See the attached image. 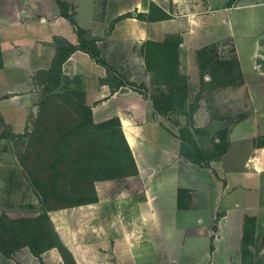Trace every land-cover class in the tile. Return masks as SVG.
I'll use <instances>...</instances> for the list:
<instances>
[{"label":"rangeland","instance_id":"1","mask_svg":"<svg viewBox=\"0 0 264 264\" xmlns=\"http://www.w3.org/2000/svg\"><path fill=\"white\" fill-rule=\"evenodd\" d=\"M148 5L149 17L167 14L164 7L175 18L163 40L100 43L96 50L104 51L103 60L119 76L114 82L150 98L169 120L167 144L174 151L189 148L180 138L183 133L211 155L207 167L187 157L173 161L180 179L188 170L190 187L180 190V200L186 204L192 194L195 201H221L227 177H233L225 175L231 162L223 158L225 151L264 146V0H148ZM133 74L137 82L130 80ZM34 76L33 109L15 108L8 101L0 105V264L26 243L38 252L53 242L42 218L50 205L44 191L58 189L72 197L63 205L77 197L115 193L144 197L117 119L92 117L85 124L89 103L83 80L61 68ZM205 176L207 182L201 183ZM252 179L244 195L250 206L243 213L244 237L227 264H264V172ZM205 184L212 192L202 191ZM209 207L205 216L218 222L223 206ZM22 220L31 223L23 226ZM42 230L48 235L44 242L38 237ZM181 239L180 259L191 264L200 253L197 238Z\"/></svg>","mask_w":264,"mask_h":264},{"label":"crops","instance_id":"2","mask_svg":"<svg viewBox=\"0 0 264 264\" xmlns=\"http://www.w3.org/2000/svg\"><path fill=\"white\" fill-rule=\"evenodd\" d=\"M150 8L148 0H0V105L8 101L15 108L33 109L35 73L52 67L58 47L65 54L62 45H74L61 70L83 80L95 121L117 119L135 164L133 177L141 182L142 199L115 193L48 211L71 264H184L177 245L182 235L197 238L200 253L191 264H227L242 241L243 213L250 209L246 188L264 172V146L251 151L228 148L223 158L231 162L224 171L233 177H227L229 187L220 203H211L225 210L218 222L205 216L209 201H195L192 194L186 204L180 200V190L190 187L188 170L181 184L172 166L186 156L167 144L169 120L150 98L120 80L114 82L110 61L103 60V50H96L100 43L163 40L175 18L164 7L167 14L149 17ZM130 80L138 79L133 74ZM202 191L212 192L208 184ZM17 253L5 264H67L57 246L33 252L25 245Z\"/></svg>","mask_w":264,"mask_h":264},{"label":"trees","instance_id":"3","mask_svg":"<svg viewBox=\"0 0 264 264\" xmlns=\"http://www.w3.org/2000/svg\"><path fill=\"white\" fill-rule=\"evenodd\" d=\"M154 41H147L145 44H156V43H153ZM144 44V43H143ZM63 48L65 47L66 48V51L67 53L65 54H61V50L59 51V47H58V52L56 53V56L54 57V61H53V64H52V67L51 68H56V69H60L61 68V64L63 62V60L65 59V57L72 51L74 50L75 46L74 45H71L70 43H65L62 45ZM61 47V46H60ZM89 51V49H87ZM90 54L92 56H95L94 53L90 50L89 51ZM166 57V56H165ZM40 72H44V71H40ZM75 103V102H74ZM154 106L155 108L159 110V108H157V105L154 103ZM87 111H88V118L86 119V117L84 118L86 120L87 123L85 124H88V121H91L92 122V112H91V109L90 107L87 108ZM79 123H82V121H80ZM84 124V123H83ZM83 124L79 125V128H83ZM117 129H118V132L120 133L121 135V138L123 140V146H124V150L127 152L129 158L131 159V161H133V158H132V154H131V150L126 142V139L124 137V134L122 132V129L120 128V125L119 123L117 124ZM76 128V127H75ZM78 128V129H79ZM180 138L183 140V141H187L188 142V145H189V148L188 146H183L182 147V154L185 155L187 158H189L192 162L196 163L197 165L199 166H208L209 165V161L211 159V155H208L206 153V151L200 147L196 141L192 140V139H189L188 137H186L185 135H183V133L180 134ZM134 163V161H133ZM135 166V164H134ZM135 173H136V168L133 167ZM46 193H48V196H47V199L46 200V204H49V207L47 208V210L44 212V216H42V218L46 221L47 225V229H48V232L51 236H53V242L49 245V246H57L64 258V260L66 261L67 264H71L72 263V260L70 258V255L67 251V249L65 248V246L61 243V241L59 240V238L57 237V234L54 230V226L50 220V217L48 215V211L51 210V209H55V208H58V207H62V206H67V205H76V204H82V203H85V202H91V201H96L99 199V197H77L74 201L70 202V204H67V205H63L64 202H66L67 200V197L68 199H72V197H69V196H64V193L61 192L60 190L58 189H52V190H48V191H44ZM41 218V219H42ZM23 222L26 223V225H23V226H27L29 223H31V221L29 220H22ZM243 231H244V228H243ZM244 232H242V240H243V237H244ZM38 237H39V240L41 242H44L48 239V235L46 236L45 235V231L42 230V231H39L38 232ZM25 245H29L28 243H26ZM47 246V247H49ZM47 247H44V248H47ZM43 248V249H44ZM32 250V249H31ZM33 252H36L35 250H32ZM39 252V251H38Z\"/></svg>","mask_w":264,"mask_h":264}]
</instances>
